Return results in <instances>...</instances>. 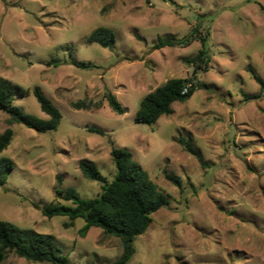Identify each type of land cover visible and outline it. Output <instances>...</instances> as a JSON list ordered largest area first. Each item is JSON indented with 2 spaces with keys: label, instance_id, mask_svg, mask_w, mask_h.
Returning a JSON list of instances; mask_svg holds the SVG:
<instances>
[{
  "label": "rangeland",
  "instance_id": "374dc122",
  "mask_svg": "<svg viewBox=\"0 0 264 264\" xmlns=\"http://www.w3.org/2000/svg\"><path fill=\"white\" fill-rule=\"evenodd\" d=\"M196 26L201 36L208 33L210 62L193 77L186 61L201 49L198 41L153 46ZM99 27L114 32L112 50L88 42ZM263 56L264 0H0V77L29 90L13 104L45 119L32 92L37 87L62 115L56 131L37 133L9 125L0 111V135L13 131L0 158L14 163L0 187V220L52 236L70 264H115L118 238L99 228L80 237L82 220L65 228L67 217L41 214L42 207L71 206L55 189L98 196L115 174L114 147L129 151L167 200L135 238L127 264H264V91L249 72L264 80ZM72 60L94 67L77 68ZM173 78L207 88L173 103V113L155 124H136L141 100ZM106 92L122 115L110 110ZM79 100L94 104L74 110ZM181 140L190 141L204 167ZM82 160L96 166L100 181L82 176ZM0 264L50 263L9 254Z\"/></svg>",
  "mask_w": 264,
  "mask_h": 264
},
{
  "label": "trees",
  "instance_id": "16d2710c",
  "mask_svg": "<svg viewBox=\"0 0 264 264\" xmlns=\"http://www.w3.org/2000/svg\"><path fill=\"white\" fill-rule=\"evenodd\" d=\"M196 34L199 35L196 36ZM207 38L208 33L201 36L199 27L196 26L189 35L180 40L159 39L153 48L187 46L191 40L198 41L201 49L193 58L186 61L187 64L193 66L194 77L199 71L205 72L210 62ZM87 40L89 43L112 50L115 34L109 28L99 27L88 36ZM70 63L77 68L86 70L94 67L92 64L75 60ZM249 72L260 86V91H264V80L253 70L250 69ZM188 84L190 87L186 93H182ZM206 88L205 84L193 82L187 78L169 79L164 85L156 88L141 100L134 122L151 126L160 117L173 113V103L185 102L195 90ZM32 92L41 112L46 116L45 119L28 114L14 105V98L28 95L29 90L0 77V111L8 117L7 123L9 125L20 124L37 133L56 131L62 118L61 113L39 88H34ZM104 97L114 114L122 115L124 113V109L111 92H106ZM244 98L250 100L255 97L244 95ZM93 104L91 101L79 100L72 103L71 107L74 110H89ZM96 106L98 105L95 104L94 107ZM88 131L98 135L104 134L101 129L95 127L88 128ZM12 135L11 128H7L0 135V153L7 148ZM180 143L186 152L196 158L201 167L205 166L201 155L193 148L190 141L181 140ZM110 157L115 167V174L109 183H103L98 196L83 199L73 189H67L64 192L55 189V197L70 202L71 206L56 204L42 207L41 214L46 218L67 217L68 222L63 225L65 228L72 227L73 222L78 219L82 220L83 226L78 231L80 237H84L91 228H99L103 234L118 238L122 244V253L115 264H127L135 252V238L145 233L151 215L167 205V200L149 180L142 167L133 160L129 151L112 147ZM78 167L85 179L101 180L98 169L92 163L82 160ZM13 168L14 163L10 159L0 158V187L6 184L8 175ZM165 177L180 187L178 178L170 174H165ZM56 181L58 184L61 182L59 177ZM9 254L34 263L70 264L69 259L61 253L52 236L39 234L32 230H21L7 221L0 220V263L4 262Z\"/></svg>",
  "mask_w": 264,
  "mask_h": 264
},
{
  "label": "built area",
  "instance_id": "2783aa9c",
  "mask_svg": "<svg viewBox=\"0 0 264 264\" xmlns=\"http://www.w3.org/2000/svg\"><path fill=\"white\" fill-rule=\"evenodd\" d=\"M190 87V84L187 85V87L183 90L182 93H186L187 89Z\"/></svg>",
  "mask_w": 264,
  "mask_h": 264
}]
</instances>
